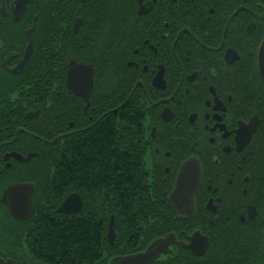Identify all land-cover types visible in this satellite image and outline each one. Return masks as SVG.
<instances>
[{"label":"flooded vegetation","instance_id":"1","mask_svg":"<svg viewBox=\"0 0 264 264\" xmlns=\"http://www.w3.org/2000/svg\"><path fill=\"white\" fill-rule=\"evenodd\" d=\"M14 1L0 0V77L14 80L0 87V264H73L45 234L101 214L102 257L83 264H133L171 233L144 264H264V0H30L19 19ZM98 140L100 157L135 159L149 198L133 206L158 215L118 218L123 202L74 175L60 188L66 144L73 160ZM183 162L200 187L179 215ZM72 194L79 208L60 211Z\"/></svg>","mask_w":264,"mask_h":264},{"label":"trees","instance_id":"2","mask_svg":"<svg viewBox=\"0 0 264 264\" xmlns=\"http://www.w3.org/2000/svg\"><path fill=\"white\" fill-rule=\"evenodd\" d=\"M7 22L10 23V21L0 16V35L4 36L7 33V29L4 26ZM13 82V79L0 77V87L11 86ZM100 145L101 142L98 140V143L90 149L91 154L88 153L86 156L82 154L83 149L80 148V151L76 152V159H73V161L71 160V156L68 155L71 152L70 144H66L64 150L66 155L60 158L56 166L60 188L67 191L65 194L73 190L71 188V177L74 175L78 181L76 183V190H82V187H87L86 185H90L92 188L105 186L108 190V201L110 200V195H114L115 210L117 209V201L123 202L122 213H118V218L129 217L134 219L137 216L158 215V208L145 206L141 207L139 212H136L137 208L133 206L134 201L137 199L149 198L148 191L145 188L147 183L143 175L138 173L135 159L126 155L120 160L104 159L99 156L101 152ZM119 169L122 172L118 173ZM153 195L157 200L164 197L158 189H155ZM98 199L100 201L101 197L99 196ZM111 210L113 209L110 208ZM93 213L95 214V211ZM103 218L101 214L97 220L93 218L90 224L85 220L76 222L62 221L56 232L57 235L50 228V233L45 234V239L51 237V244L53 246L57 241L59 256L62 260L67 261V263L83 264L88 262V260L94 263L99 262L102 257L100 222L103 221ZM168 224L171 230L179 231L178 224L173 219L169 220ZM52 245H50L51 250H53Z\"/></svg>","mask_w":264,"mask_h":264},{"label":"water","instance_id":"3","mask_svg":"<svg viewBox=\"0 0 264 264\" xmlns=\"http://www.w3.org/2000/svg\"><path fill=\"white\" fill-rule=\"evenodd\" d=\"M30 0H15L13 4L14 10V17L19 19L20 16L24 13L27 8V4ZM1 8H5V2H2ZM28 56V55H27ZM26 56V57H27ZM94 84V80L92 81ZM68 85L71 87H75V79L73 78L71 72L69 73ZM187 164L184 165L182 163L177 177L176 182L173 190L169 195V201L174 208V210L179 215H184L187 208L193 209L194 207V200L195 195L200 187V174L195 172L192 166V171L187 169ZM187 201V203H186ZM80 198L74 196L73 194L68 196V198L64 201L62 206L60 207V211L62 212H71L76 210L80 206ZM185 202V204H184ZM76 204V207H73V204ZM114 219L109 224V233L108 237L111 241L115 238V231H114ZM176 242V237L173 233L168 234L166 237L159 238L155 242H153L148 249L140 254L123 258L125 261H131L133 264H144L149 262V260L155 258L159 254V250L162 248L168 247L171 243ZM181 243V242H179ZM182 244V243H181ZM118 264H123L122 259L116 258Z\"/></svg>","mask_w":264,"mask_h":264}]
</instances>
